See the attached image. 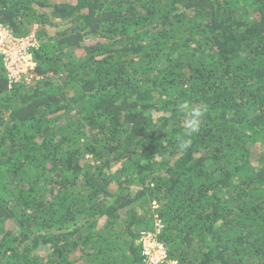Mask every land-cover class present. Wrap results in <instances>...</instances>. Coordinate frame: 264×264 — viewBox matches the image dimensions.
Wrapping results in <instances>:
<instances>
[{"label":"trees","instance_id":"trees-1","mask_svg":"<svg viewBox=\"0 0 264 264\" xmlns=\"http://www.w3.org/2000/svg\"><path fill=\"white\" fill-rule=\"evenodd\" d=\"M0 264H264V0H0ZM204 110L181 150L185 115Z\"/></svg>","mask_w":264,"mask_h":264},{"label":"built area","instance_id":"built-area-1","mask_svg":"<svg viewBox=\"0 0 264 264\" xmlns=\"http://www.w3.org/2000/svg\"><path fill=\"white\" fill-rule=\"evenodd\" d=\"M36 46L34 36L27 38L15 37L6 27L0 26V53L7 60V68L10 73V79H20L29 69L34 68L32 55L28 48ZM17 56L13 57L11 51ZM144 255L148 258L150 264H163L167 261V252L165 246L156 240L152 234H143L141 241ZM171 264H175L172 262Z\"/></svg>","mask_w":264,"mask_h":264},{"label":"clouds","instance_id":"clouds-1","mask_svg":"<svg viewBox=\"0 0 264 264\" xmlns=\"http://www.w3.org/2000/svg\"><path fill=\"white\" fill-rule=\"evenodd\" d=\"M178 110L185 115V135L189 137V139L182 140L180 148L181 150H186L192 145V140L190 139V137H192L193 134L199 131L204 115V110L198 106H192L188 103L179 104Z\"/></svg>","mask_w":264,"mask_h":264},{"label":"rangeland","instance_id":"rangeland-1","mask_svg":"<svg viewBox=\"0 0 264 264\" xmlns=\"http://www.w3.org/2000/svg\"><path fill=\"white\" fill-rule=\"evenodd\" d=\"M11 54L13 57L17 56V54H15L13 50L11 51Z\"/></svg>","mask_w":264,"mask_h":264}]
</instances>
